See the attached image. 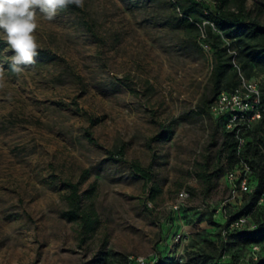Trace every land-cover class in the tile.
I'll return each instance as SVG.
<instances>
[{
	"label": "rangeland",
	"instance_id": "obj_1",
	"mask_svg": "<svg viewBox=\"0 0 264 264\" xmlns=\"http://www.w3.org/2000/svg\"><path fill=\"white\" fill-rule=\"evenodd\" d=\"M246 6L264 24V0ZM181 17L174 0H84L38 17L39 55L20 73L0 36V264L251 262L212 222L240 200L226 121L200 106L214 50ZM240 73L264 88V70Z\"/></svg>",
	"mask_w": 264,
	"mask_h": 264
},
{
	"label": "trees",
	"instance_id": "obj_2",
	"mask_svg": "<svg viewBox=\"0 0 264 264\" xmlns=\"http://www.w3.org/2000/svg\"><path fill=\"white\" fill-rule=\"evenodd\" d=\"M176 8L182 15L181 23L184 28L198 32L204 45L214 50V64L210 80L213 84L214 99L226 90H232L239 84V71L253 66L264 70V24L252 17L246 6V0H174ZM202 32V33H201ZM232 71V78L228 71ZM226 81V89L223 83ZM214 99L204 97L201 101V110L210 113V105ZM264 107V88L261 93ZM212 116V115H211ZM245 139L239 151V137L236 130L226 131L225 148L230 166L233 168L241 158L248 161L254 168V178L257 187L252 193L247 194L242 203L234 205L235 210H230L232 218L251 214V221L256 224L252 230H236L229 233L241 246L252 247L264 242V212L259 208V200L264 196V116L254 124L252 129L240 133ZM244 194V195H245ZM252 201L251 205H247ZM219 226L222 243V230L226 224L212 221ZM222 245H224L222 243ZM127 259V258H126ZM115 262L109 264H124ZM163 263V259L159 264ZM236 264V263H235ZM249 264H264V256Z\"/></svg>",
	"mask_w": 264,
	"mask_h": 264
},
{
	"label": "built area",
	"instance_id": "obj_3",
	"mask_svg": "<svg viewBox=\"0 0 264 264\" xmlns=\"http://www.w3.org/2000/svg\"><path fill=\"white\" fill-rule=\"evenodd\" d=\"M210 48L208 45H204ZM262 90L258 85L251 83L242 73L239 74V84L232 90L222 91L212 101L210 113L216 119H225L228 130H236L239 137V153L245 143V139L240 137V133L252 129L254 124L259 122L264 116V107L261 101ZM254 176V168L245 159L239 162L229 171L228 178L232 184L233 197L239 196V202L226 199L215 208V214L222 217V223L226 224L222 230V243H228L229 233L236 230H252L256 224L251 221V214L241 215L232 218L230 208L242 203L245 193H252L255 189L250 185ZM181 196L187 195L184 191ZM241 197V198H240ZM259 204H264V196L259 200ZM260 258V245L251 247L250 261H257ZM181 258L179 261H182ZM162 261L160 253L154 252L147 256L129 255L124 264H159ZM89 264V263H85ZM236 264H247L239 260Z\"/></svg>",
	"mask_w": 264,
	"mask_h": 264
},
{
	"label": "clouds",
	"instance_id": "obj_4",
	"mask_svg": "<svg viewBox=\"0 0 264 264\" xmlns=\"http://www.w3.org/2000/svg\"><path fill=\"white\" fill-rule=\"evenodd\" d=\"M70 5L83 8L84 0H0V36L13 53L9 65L13 72H22L21 65L34 64L39 55L38 17L53 21L59 11ZM4 80V71L0 68V86Z\"/></svg>",
	"mask_w": 264,
	"mask_h": 264
}]
</instances>
